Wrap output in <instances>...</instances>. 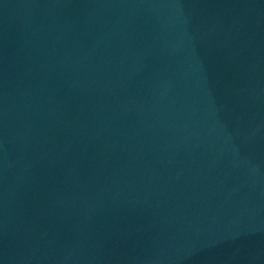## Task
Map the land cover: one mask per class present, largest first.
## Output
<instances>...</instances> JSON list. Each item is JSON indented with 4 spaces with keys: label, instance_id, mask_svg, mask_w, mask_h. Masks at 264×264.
<instances>
[{
    "label": "water",
    "instance_id": "1",
    "mask_svg": "<svg viewBox=\"0 0 264 264\" xmlns=\"http://www.w3.org/2000/svg\"><path fill=\"white\" fill-rule=\"evenodd\" d=\"M0 264H264V0H0Z\"/></svg>",
    "mask_w": 264,
    "mask_h": 264
}]
</instances>
